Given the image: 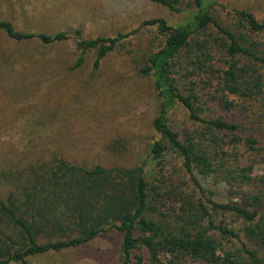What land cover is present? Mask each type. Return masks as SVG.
Here are the masks:
<instances>
[{
  "label": "rangeland",
  "instance_id": "obj_1",
  "mask_svg": "<svg viewBox=\"0 0 264 264\" xmlns=\"http://www.w3.org/2000/svg\"><path fill=\"white\" fill-rule=\"evenodd\" d=\"M177 1L179 12L148 0H0V20L19 31L73 36L79 30L85 39L128 36L94 69L96 53L77 52L73 37L45 46L36 40L14 43L0 33V172L8 177L4 182L0 177V197L21 184L16 181L21 180V173L50 167L58 160L88 169L141 167L151 204L157 209L151 218L165 231L175 236L204 234L232 253L241 248L244 222L233 213L207 205L215 224L233 229L240 241H223L216 232L206 231V222L196 209L201 195L193 178L179 155L152 129L157 92L153 77L144 76L140 69L165 37L144 22L163 19L173 28L190 24L194 14L191 0ZM206 5L216 20L235 33L241 46L264 58V32L248 31L236 16V12L246 11L264 24V0H206ZM197 43L209 55L210 72H203L196 63L200 56ZM80 57L83 62L75 67ZM234 62L251 65L243 57ZM228 63L224 38L207 29L194 34L190 45L170 62V80L180 94L196 98L201 119L231 121L240 126V132H216L207 124L191 121L180 104L170 112L168 123L181 141L191 139L203 149L209 144V156L223 166L217 175L195 173L205 196L217 204L246 207L260 192L264 175V161L256 153L258 146L264 147V94L255 99L226 95L222 72ZM255 69L264 76V65ZM222 100L231 108L223 107ZM246 138L258 144L251 147ZM157 141L165 152L162 159L152 161L150 146ZM243 171L251 181L225 182L222 178H238ZM154 187L158 188L155 200V193L150 192ZM121 242V234L111 231L79 248L29 258L27 264H121ZM21 246L18 242L16 248ZM134 253L147 259L144 249ZM159 260V264H204L182 254L160 255Z\"/></svg>",
  "mask_w": 264,
  "mask_h": 264
},
{
  "label": "trees",
  "instance_id": "obj_2",
  "mask_svg": "<svg viewBox=\"0 0 264 264\" xmlns=\"http://www.w3.org/2000/svg\"><path fill=\"white\" fill-rule=\"evenodd\" d=\"M168 10L179 12L177 0H148ZM194 10L190 24L170 27L163 19L144 22L154 27L165 37L162 46L147 58L140 69L144 76H152L157 92L158 110L152 121L153 131L161 137L183 161V168L193 178L201 195L196 203L197 213L207 232H216L224 240L240 241L239 235L225 226L216 225L207 205L213 209L233 213L244 222L241 244L235 253L223 248L222 244L204 234L192 237L188 233L175 236L167 232L151 217L157 211L152 206L147 182L141 167L129 170H108L102 167L88 169L73 166L58 160L52 166L30 168L19 175L12 192L0 197V264H27L29 258L50 252H61L84 246L102 234L114 231L122 236L121 264H159L160 255L182 254L192 261L204 264H264V175L260 179V192L252 202L244 206L234 203L217 204L207 198L206 192L196 182L195 173L201 176L217 175L223 166L209 156L208 145L203 149L197 142L187 139L181 141L169 126L168 116L176 104L188 113L191 121L207 124L216 132L236 135L241 128L238 124L223 119L203 120L198 115L194 96H183L170 80L169 66L175 56L190 45L194 34L212 29L225 40V54L229 58L227 69L222 72L223 91L226 95L245 99H255L264 94V76L256 67L264 65V58L251 49L241 46L235 33L224 27L209 12L206 0H191ZM239 23L256 34L264 32V24L258 22L246 11L236 12ZM0 33L14 43H27L36 40L42 45H55L68 42L72 37L78 52L93 51V63L97 69L100 61L112 52L117 44L128 37L116 35L110 38L85 39L79 30L73 36L67 32L54 34L29 33L19 31L7 21L0 20ZM200 52L196 59L203 72H210L209 55L202 52L203 46L195 44ZM243 57L250 66L237 65L234 60ZM80 57L75 67L81 66ZM223 107L231 108L227 100L221 101ZM251 147L256 140L246 138ZM210 146V145H209ZM165 146L153 142L149 157L152 161L162 159ZM256 153L264 161V147L258 146ZM215 157L218 158V155ZM223 171V169H222ZM220 171V172H222ZM240 173L238 178L225 175V182L239 180L251 181ZM2 182L8 177L0 172ZM6 183V182H5ZM157 187L151 188L157 198ZM256 203V204H254ZM170 230V228H168ZM18 242L23 246L16 248ZM136 249H144L147 259L135 254Z\"/></svg>",
  "mask_w": 264,
  "mask_h": 264
}]
</instances>
